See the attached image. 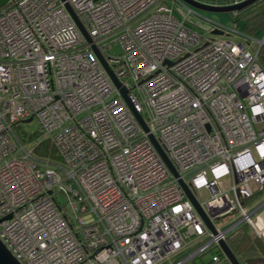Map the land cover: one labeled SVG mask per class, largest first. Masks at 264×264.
I'll list each match as a JSON object with an SVG mask.
<instances>
[{
    "label": "built area",
    "instance_id": "1",
    "mask_svg": "<svg viewBox=\"0 0 264 264\" xmlns=\"http://www.w3.org/2000/svg\"><path fill=\"white\" fill-rule=\"evenodd\" d=\"M170 1L0 9V241L20 264H191L207 252L223 264L219 243L240 226L264 244V201L245 207L264 191V35L204 38L184 24L190 9L180 19L182 2ZM44 142L50 151L37 153Z\"/></svg>",
    "mask_w": 264,
    "mask_h": 264
},
{
    "label": "water",
    "instance_id": "2",
    "mask_svg": "<svg viewBox=\"0 0 264 264\" xmlns=\"http://www.w3.org/2000/svg\"><path fill=\"white\" fill-rule=\"evenodd\" d=\"M61 1H64V0H61ZM180 1L188 4L189 6H192L194 8H197V9H200V10H203V11L228 12V13L230 12L231 13V12H238V11L242 10L243 8L247 7L248 5L254 3L257 0H243V1L239 2V3H237V4H231V5H209V4L201 3V2L196 1V0H180ZM64 7H65L66 11L68 12L70 18L75 23V25L78 28V30L80 31V33L83 36V38L86 40L87 43L90 44V47H91L93 53L95 54V56L97 57L98 61L100 62L102 67L105 69V71L107 72L109 77L111 78L113 84L117 88L120 89V93H121L122 97L124 98V100L126 101L128 106L130 107V109L132 110V112H133L134 116L136 117L137 121L139 122V124L144 129H146V126H145L141 116L139 115L138 112H136V110L133 108L132 104L130 103V101L128 99V96H127L126 90L121 87L120 82L113 75V73L111 72L109 66L107 65V62H106L105 58L103 57L101 52L98 50V48L92 43V40H91L90 36L88 35L85 27L83 26L81 20L79 19V17L77 16V14L73 10V8L66 2H64ZM211 34L222 35L223 31L221 29H219L218 27H216L214 30L211 31ZM30 121H31V118H28L25 122L28 123ZM150 139H151L154 147L156 148L157 152L159 153L160 157L164 161V163L167 165L169 170L172 173L175 174V171H174L171 163L169 162L168 158L164 154V152L161 149V147L158 145V143L155 141V139L152 136H150ZM180 184L183 187V189L185 190L188 198L191 200V202L195 206L199 216L202 218V220L204 221L206 226L211 231L214 232V229H213L211 223L209 222L206 214L198 206L197 202L193 198V196L190 193V191L188 190L187 186L182 181H180ZM8 218H10V215L4 217L3 219H8ZM219 245L221 247V250L223 251V254L225 255V259L229 262V264H240V262L237 260V258L233 254V252L229 249V247L227 246L225 241H221L219 243ZM0 264H20L14 258V256L10 253V251L5 247V245L1 241H0Z\"/></svg>",
    "mask_w": 264,
    "mask_h": 264
},
{
    "label": "trees",
    "instance_id": "3",
    "mask_svg": "<svg viewBox=\"0 0 264 264\" xmlns=\"http://www.w3.org/2000/svg\"><path fill=\"white\" fill-rule=\"evenodd\" d=\"M7 3L8 0H0V9L6 6ZM236 15L237 19L240 15L244 17L242 25L243 33L257 38L264 35V0L255 1L236 12ZM258 62L264 68V46H261L258 51ZM36 151L39 154H46L50 151V146L47 142H44ZM225 242L240 264H264V244L255 237L249 227H238L227 237ZM191 264L215 263L212 261L211 255H209L207 260H203L202 256H200L198 262L193 261ZM223 264H229V262L226 260Z\"/></svg>",
    "mask_w": 264,
    "mask_h": 264
},
{
    "label": "rangeland",
    "instance_id": "4",
    "mask_svg": "<svg viewBox=\"0 0 264 264\" xmlns=\"http://www.w3.org/2000/svg\"><path fill=\"white\" fill-rule=\"evenodd\" d=\"M171 1L166 0V4L168 6H171ZM181 3V2H179ZM225 5H231V4H225ZM190 9L188 12V17L185 21V26L199 34L200 36L204 38H225L227 40L232 41H245L244 38L240 35V32L242 31V25H243V15H240L237 19L236 12H210V11H203L197 8H194L192 6H189L188 4L182 2L181 4L174 3L173 4V12L174 15H176L178 18H182L186 13L187 10ZM220 27V29L223 31L222 35L217 34H211V31L214 30L216 27ZM236 30V33H229L228 30ZM113 51H118V46H114ZM38 125L36 120H31L28 123H23L22 130H24L26 133L34 132L37 129ZM199 194L201 196L202 201H205L208 199V194L204 190H200ZM63 196L59 195L58 199L60 201H63ZM264 201V191L257 193L248 203L245 207L250 206V208H254L259 203ZM264 209V208H262ZM233 216H228L224 218V220L219 221L218 226L227 224L231 221ZM203 260H207L209 258V252L205 253L202 256Z\"/></svg>",
    "mask_w": 264,
    "mask_h": 264
},
{
    "label": "crops",
    "instance_id": "5",
    "mask_svg": "<svg viewBox=\"0 0 264 264\" xmlns=\"http://www.w3.org/2000/svg\"><path fill=\"white\" fill-rule=\"evenodd\" d=\"M261 216L264 217V214H262Z\"/></svg>",
    "mask_w": 264,
    "mask_h": 264
}]
</instances>
